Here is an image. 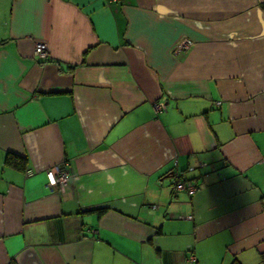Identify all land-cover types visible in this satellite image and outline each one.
I'll use <instances>...</instances> for the list:
<instances>
[{
	"label": "crops",
	"instance_id": "obj_1",
	"mask_svg": "<svg viewBox=\"0 0 264 264\" xmlns=\"http://www.w3.org/2000/svg\"><path fill=\"white\" fill-rule=\"evenodd\" d=\"M234 260L264 264V0H0V264Z\"/></svg>",
	"mask_w": 264,
	"mask_h": 264
},
{
	"label": "built area",
	"instance_id": "obj_2",
	"mask_svg": "<svg viewBox=\"0 0 264 264\" xmlns=\"http://www.w3.org/2000/svg\"><path fill=\"white\" fill-rule=\"evenodd\" d=\"M109 1H113V0H109ZM191 42L192 41L190 39L183 38L173 46V51L176 53V52H180L183 50H187ZM34 54L42 61L49 59V52H48L45 42L35 41ZM217 103H219V101H217ZM154 107L156 110L161 111L166 108V104L163 101H157L154 103ZM189 168H192V167H189ZM45 172H46V178H47L46 183L48 186L54 187L58 184H61L62 182L65 181L66 176L68 174V162L66 160H63L60 163H55L51 165L50 167L46 168ZM25 173L32 174L33 169L26 168ZM170 174L172 176L170 186H171V190L174 193L178 191H185L188 195H192L197 190L198 185L195 182H193V180L184 177L183 174L179 171L176 159H174L173 161V165L170 169ZM187 217L192 218V214H188ZM186 259L189 263L196 262V256L193 252H190L187 255Z\"/></svg>",
	"mask_w": 264,
	"mask_h": 264
},
{
	"label": "trees",
	"instance_id": "obj_3",
	"mask_svg": "<svg viewBox=\"0 0 264 264\" xmlns=\"http://www.w3.org/2000/svg\"><path fill=\"white\" fill-rule=\"evenodd\" d=\"M12 157L16 158L15 155L9 154L8 157H7V159L10 160ZM231 264H241V263L239 261H237V260H234Z\"/></svg>",
	"mask_w": 264,
	"mask_h": 264
}]
</instances>
